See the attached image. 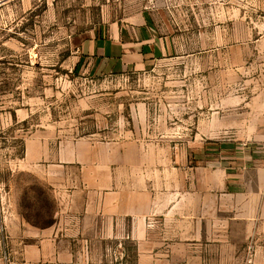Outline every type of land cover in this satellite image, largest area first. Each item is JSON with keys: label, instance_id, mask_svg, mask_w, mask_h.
Here are the masks:
<instances>
[{"label": "rangeland", "instance_id": "obj_1", "mask_svg": "<svg viewBox=\"0 0 264 264\" xmlns=\"http://www.w3.org/2000/svg\"><path fill=\"white\" fill-rule=\"evenodd\" d=\"M142 16L170 53L89 72L82 41ZM80 139L92 148L58 166L60 144ZM248 149L264 156V0H0V264H171L162 234L149 240L156 254L138 255L125 230L98 226L60 235L73 262L69 251L58 259L51 225L63 192L108 154L132 177L149 176L161 212L185 210L203 167Z\"/></svg>", "mask_w": 264, "mask_h": 264}, {"label": "crops", "instance_id": "obj_2", "mask_svg": "<svg viewBox=\"0 0 264 264\" xmlns=\"http://www.w3.org/2000/svg\"><path fill=\"white\" fill-rule=\"evenodd\" d=\"M80 50L89 72L106 75L144 67L170 53L171 43L142 16L136 26L98 28L82 41ZM92 146L86 139L63 141L57 149L58 166L80 161L81 149ZM29 150L27 145L25 157ZM107 156L103 155L104 161L98 165H89L88 170L98 173L89 175L90 179L83 177L63 192L61 212L51 225L58 259L61 251H69L65 257L73 262L74 250L60 246V235H85L98 226L104 235L125 230L137 241L138 255L144 250L156 254L149 240L162 234L164 241L168 239L163 258L171 264H244L248 244L254 246L253 264H264V156L248 149L238 151L228 165L213 161L203 167L201 184L196 174L194 194L185 199L188 209L171 212H161L149 176L144 179L135 172L132 177L134 169L125 171L123 164H114ZM60 172L64 170L51 175ZM136 181L145 186L138 187ZM62 182L66 183L62 180L53 185L60 189L65 186Z\"/></svg>", "mask_w": 264, "mask_h": 264}, {"label": "built area", "instance_id": "obj_3", "mask_svg": "<svg viewBox=\"0 0 264 264\" xmlns=\"http://www.w3.org/2000/svg\"><path fill=\"white\" fill-rule=\"evenodd\" d=\"M253 254H254V246L252 244H248L244 264H253Z\"/></svg>", "mask_w": 264, "mask_h": 264}]
</instances>
